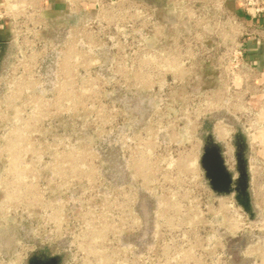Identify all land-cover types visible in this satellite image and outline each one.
<instances>
[{"label":"rangeland","instance_id":"rangeland-1","mask_svg":"<svg viewBox=\"0 0 264 264\" xmlns=\"http://www.w3.org/2000/svg\"><path fill=\"white\" fill-rule=\"evenodd\" d=\"M152 8L153 30L142 20L117 31L125 15L58 12L10 33L0 264H28L39 251L62 264H214L203 138L208 126L222 142L225 127L233 156L235 136L248 142L245 116L219 93L226 82L213 64H180V19ZM258 155L248 148V159ZM250 166L261 206L264 179ZM238 219L234 211V264H260L264 224Z\"/></svg>","mask_w":264,"mask_h":264},{"label":"built area","instance_id":"built-area-1","mask_svg":"<svg viewBox=\"0 0 264 264\" xmlns=\"http://www.w3.org/2000/svg\"><path fill=\"white\" fill-rule=\"evenodd\" d=\"M51 1L0 0V24L7 26L13 34L19 21L45 18L49 14ZM55 1L66 5L67 12L79 18L112 14L120 20V16L125 15V19L128 16L125 26L117 22L115 28L120 32L125 31V28H130L127 30L131 31L136 22L142 20L150 24L151 28L153 24L157 25L153 10L142 0ZM234 1L239 5V13L227 7L229 0H167L173 13L180 19V27L187 28L184 33L180 32V64H213L217 68L221 80L226 82L219 93L227 100L237 99L239 103L233 107H240L245 116L243 120L248 133V148L261 149L262 155L248 159L249 170L251 174L254 172L250 163L260 165L261 178L264 179V82H257L259 75L247 61L245 53L246 40L251 37L264 40V30L251 27L248 23V20L257 22L264 19V0ZM262 206L263 209L259 210L262 214L259 216L258 213V218L251 221L243 209L233 203L232 219L235 211L236 216L245 220L248 225H255L257 222L258 225L264 224V205ZM262 252L260 264H264V241Z\"/></svg>","mask_w":264,"mask_h":264},{"label":"flooded vegetation","instance_id":"flooded-vegetation-1","mask_svg":"<svg viewBox=\"0 0 264 264\" xmlns=\"http://www.w3.org/2000/svg\"><path fill=\"white\" fill-rule=\"evenodd\" d=\"M2 53L0 54V67L2 60ZM210 127L207 126V133ZM213 134V133H212ZM205 135V136H206ZM205 136L203 138V149L206 146ZM214 137V135H213ZM215 144H210V147H218L222 155V163L226 171L231 175L232 180L236 181L239 178V171L241 167V161H244L245 166L248 170V176L250 181V193H251V202L255 212V219L258 218L259 210L263 209L257 202L255 193L253 190L252 175L249 170L248 162V145L245 139L241 134L235 136L232 145L234 147L233 156L232 152L229 154V151L224 146L222 142H218L214 137ZM223 143V144H221ZM201 159V158H200ZM231 162V163H230ZM213 178L217 179V173H213ZM222 184L221 181H215V185L219 187ZM211 205L208 214V224H205L209 227L208 231L204 229V233L208 240V247L211 251V259L214 264H234V242H233V219H232V204L239 206L236 202V194L223 195L220 194L217 190L209 187ZM205 237V238H206ZM244 240L241 242V248L244 247ZM63 257L50 254L46 251L36 252L28 260V264H62Z\"/></svg>","mask_w":264,"mask_h":264},{"label":"water","instance_id":"water-1","mask_svg":"<svg viewBox=\"0 0 264 264\" xmlns=\"http://www.w3.org/2000/svg\"><path fill=\"white\" fill-rule=\"evenodd\" d=\"M205 142L206 146L203 149L200 166L204 171V177L208 186L223 195H229L232 193L236 194V202L250 217V220L253 221L255 219V212L251 202L248 170L244 161H241L239 178L234 181L223 166L222 155L218 147H210V144H215L211 128L208 129V134L205 136ZM214 172L217 173V179L213 178ZM217 180L222 182L219 187L215 185V181Z\"/></svg>","mask_w":264,"mask_h":264},{"label":"crops","instance_id":"crops-1","mask_svg":"<svg viewBox=\"0 0 264 264\" xmlns=\"http://www.w3.org/2000/svg\"><path fill=\"white\" fill-rule=\"evenodd\" d=\"M144 4L150 8V10H153L155 7L158 9L159 13H167V11H172L170 6L168 5L167 0H142ZM227 7L239 13V5L234 0H229ZM49 14L53 15L58 12H67V6L57 2L55 0H52L49 5ZM248 23L251 27H258L262 30H264V19L252 22L248 20ZM187 30L185 26L180 27V32L183 33ZM9 36L10 31L7 26L0 24V54L3 53L4 50L10 45L9 43ZM264 39V35L262 36ZM245 53H246V59L248 62H250L256 69L259 77L257 78L258 83L264 82V40L258 37H251L248 40H246L245 43ZM3 63V60H1V64Z\"/></svg>","mask_w":264,"mask_h":264},{"label":"bare ground","instance_id":"bare-ground-1","mask_svg":"<svg viewBox=\"0 0 264 264\" xmlns=\"http://www.w3.org/2000/svg\"><path fill=\"white\" fill-rule=\"evenodd\" d=\"M221 127L223 128V126H221ZM224 128H225V127H224ZM224 128H223V129L220 128V129L218 130V137H219V139L222 140V141H224V140L226 139V137H228V135H229V133H230L229 131L224 130ZM228 151H229V154H231L232 151H231L230 148H228ZM194 162H195V161H194ZM260 191H261V190H260ZM260 198H261V196H260ZM238 220H239V219H238ZM236 222H237V221H236ZM234 223H235V222H234ZM237 224H239V222H238ZM237 224H236V225H237ZM239 225H240V224H239ZM239 225H238V226H239ZM237 228H238V227H237Z\"/></svg>","mask_w":264,"mask_h":264}]
</instances>
